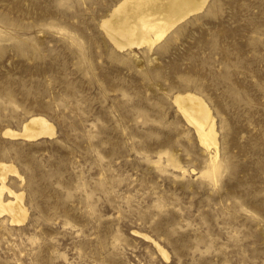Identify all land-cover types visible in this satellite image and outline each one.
Returning a JSON list of instances; mask_svg holds the SVG:
<instances>
[{
  "label": "rangeland",
  "instance_id": "374dc122",
  "mask_svg": "<svg viewBox=\"0 0 264 264\" xmlns=\"http://www.w3.org/2000/svg\"><path fill=\"white\" fill-rule=\"evenodd\" d=\"M120 1L0 0L2 199L26 211L0 214V264H264V0H207L129 50L102 26ZM36 116L51 138L4 136Z\"/></svg>",
  "mask_w": 264,
  "mask_h": 264
},
{
  "label": "bare ground",
  "instance_id": "6f19581e",
  "mask_svg": "<svg viewBox=\"0 0 264 264\" xmlns=\"http://www.w3.org/2000/svg\"><path fill=\"white\" fill-rule=\"evenodd\" d=\"M206 1L122 0L111 10L102 26L110 42L119 50L136 49L135 47L142 45L144 47L147 45L150 49L163 41L182 20L200 11ZM173 98L175 107L187 123L192 126L198 138V143L211 154V162L214 163L218 151L214 118L211 115L210 108L200 96L193 93L178 94ZM3 132L5 137L13 140L36 141L42 137L51 138L54 135V128L44 118L37 117L27 120L20 132L8 129ZM4 168L7 169L6 165ZM10 169L12 172V168ZM5 173L0 169V214L9 213L12 218L9 216L11 223H20L26 218V211L21 203L19 201L18 203L8 201L5 203L2 199L3 193L8 190L4 184V181H6ZM14 173L15 171L12 174ZM21 178L19 177V179ZM8 194L13 195L14 193L8 191ZM15 195L22 198L20 194L16 193L13 196ZM14 198L16 199V197ZM163 256L167 258L165 253H163Z\"/></svg>",
  "mask_w": 264,
  "mask_h": 264
}]
</instances>
